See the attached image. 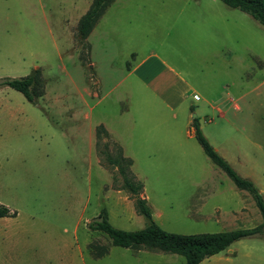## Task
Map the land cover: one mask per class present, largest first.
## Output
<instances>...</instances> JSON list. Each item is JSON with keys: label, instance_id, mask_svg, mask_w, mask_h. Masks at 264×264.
I'll use <instances>...</instances> for the list:
<instances>
[{"label": "rangeland", "instance_id": "obj_1", "mask_svg": "<svg viewBox=\"0 0 264 264\" xmlns=\"http://www.w3.org/2000/svg\"><path fill=\"white\" fill-rule=\"evenodd\" d=\"M92 2L0 0V79L38 70L43 82L34 103L0 88V205L17 213L0 218V264H186L89 229L103 210L117 229L148 225L125 174L142 182L140 197L167 232L261 225L253 197L208 158L191 123L198 118L264 197V27L219 0H115L82 40L78 23ZM147 59L192 85L180 106L132 74ZM229 107L232 136L214 110ZM122 158L132 161L125 174L110 163ZM200 264H264V234Z\"/></svg>", "mask_w": 264, "mask_h": 264}, {"label": "trees", "instance_id": "obj_2", "mask_svg": "<svg viewBox=\"0 0 264 264\" xmlns=\"http://www.w3.org/2000/svg\"><path fill=\"white\" fill-rule=\"evenodd\" d=\"M115 0H93L88 11L81 17L78 23V33L82 40H86L96 27L98 21L104 16L108 8ZM225 6L237 9L264 27V0H219ZM8 87L20 92L30 103L43 94V82L40 71L36 70L31 75L22 78L0 79V88ZM194 134L199 145L208 158L229 177L233 184L240 190L247 191L255 201L262 216V224L252 229H239L220 233L205 234H175L163 230L153 219L151 209L147 201L140 197L143 184L131 176L125 174L132 165L130 159L122 158L110 160L112 165L119 166L124 176V188L136 197L138 212L147 219L148 225L141 230L125 231L115 228L108 219V213L103 210L93 222L89 224L92 231L102 232L111 240L113 246L125 249H147L185 257L186 264H200L205 259L215 256L231 247L235 242L245 238L264 234V197L258 187L249 179L240 176L230 163L225 160L210 145L203 135L198 118L193 120ZM16 212L0 205V218L15 217ZM105 255L107 253H104ZM99 255L98 257L103 256Z\"/></svg>", "mask_w": 264, "mask_h": 264}, {"label": "crops", "instance_id": "obj_3", "mask_svg": "<svg viewBox=\"0 0 264 264\" xmlns=\"http://www.w3.org/2000/svg\"><path fill=\"white\" fill-rule=\"evenodd\" d=\"M150 59L142 61L139 65L133 68L132 74H137L140 79L150 86L155 96L159 97L168 107L175 108L181 105V102L185 98V94L192 90V85L188 83L179 73L174 69L167 66L164 61L156 60L155 63L150 64ZM195 93V92H194ZM200 98V96L195 93ZM243 96H241L242 98ZM230 102L233 100L230 99ZM236 106L233 108L239 112L241 108L234 103ZM230 107L225 110L214 109L220 119L225 120L229 126V132L232 136L238 131L237 121L228 119ZM237 116L234 114V118ZM193 124V122L191 123Z\"/></svg>", "mask_w": 264, "mask_h": 264}, {"label": "built area", "instance_id": "obj_4", "mask_svg": "<svg viewBox=\"0 0 264 264\" xmlns=\"http://www.w3.org/2000/svg\"><path fill=\"white\" fill-rule=\"evenodd\" d=\"M195 98H198L197 96H195Z\"/></svg>", "mask_w": 264, "mask_h": 264}, {"label": "water", "instance_id": "obj_5", "mask_svg": "<svg viewBox=\"0 0 264 264\" xmlns=\"http://www.w3.org/2000/svg\"><path fill=\"white\" fill-rule=\"evenodd\" d=\"M194 117H196V116H194Z\"/></svg>", "mask_w": 264, "mask_h": 264}]
</instances>
